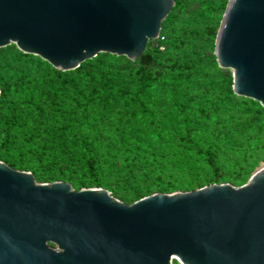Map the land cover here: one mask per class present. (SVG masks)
Returning a JSON list of instances; mask_svg holds the SVG:
<instances>
[{"label": "trees", "instance_id": "16d2710c", "mask_svg": "<svg viewBox=\"0 0 264 264\" xmlns=\"http://www.w3.org/2000/svg\"><path fill=\"white\" fill-rule=\"evenodd\" d=\"M201 1L172 0L133 61L98 53L57 71L1 47L0 161L124 204L244 184L264 161V109L231 92L212 54L226 0ZM182 16L186 26H175Z\"/></svg>", "mask_w": 264, "mask_h": 264}, {"label": "water", "instance_id": "95a60500", "mask_svg": "<svg viewBox=\"0 0 264 264\" xmlns=\"http://www.w3.org/2000/svg\"><path fill=\"white\" fill-rule=\"evenodd\" d=\"M172 0H0L9 44L68 71L98 53L135 60ZM213 55L231 92L264 109V0H227ZM264 264V165L124 204L102 188L37 183L0 161V264Z\"/></svg>", "mask_w": 264, "mask_h": 264}, {"label": "rangeland", "instance_id": "374dc122", "mask_svg": "<svg viewBox=\"0 0 264 264\" xmlns=\"http://www.w3.org/2000/svg\"><path fill=\"white\" fill-rule=\"evenodd\" d=\"M210 0H202L201 1V4H204V3H207V2H209ZM227 1V0H226ZM196 8H198V6H196ZM220 18H221V16H220ZM219 21H220V19H219ZM219 21H218V24H219ZM186 24H187V22H186V18H185V16H182V17H179L177 20H176V22L174 23V25L175 26H177V27H179V26H186ZM159 50H161V48H159ZM212 54H213V49H212ZM180 86H182V84H180ZM264 165V161L263 162H260L258 165H257V167L256 168H254V170H256V169H258L259 167H261V166H263ZM253 170V171H254ZM252 171V172H253ZM251 172V173H252ZM175 192V191H174Z\"/></svg>", "mask_w": 264, "mask_h": 264}]
</instances>
